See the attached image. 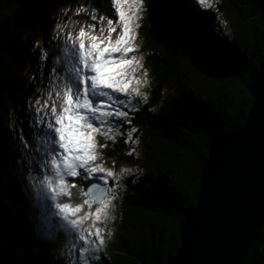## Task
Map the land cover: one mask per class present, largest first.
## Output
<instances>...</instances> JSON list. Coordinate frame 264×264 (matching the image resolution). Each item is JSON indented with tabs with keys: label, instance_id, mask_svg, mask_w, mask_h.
Segmentation results:
<instances>
[{
	"label": "trees",
	"instance_id": "16d2710c",
	"mask_svg": "<svg viewBox=\"0 0 264 264\" xmlns=\"http://www.w3.org/2000/svg\"><path fill=\"white\" fill-rule=\"evenodd\" d=\"M72 1L6 0L3 7L9 12L0 19V264H68L67 252L58 255V249L69 251L81 239L64 218L54 226L50 218L38 219L51 207L44 199L48 196L33 193L34 204L28 206L22 203L20 185L25 171H37L42 163L34 151L33 114L23 108L26 99L36 100L34 88L40 93L28 75L48 73L55 58H49L46 31L54 11ZM153 2L139 22L153 79L145 89L146 100L127 106L137 131L129 141L128 126L117 124L124 135L115 140L97 136L99 144L107 145L100 149L102 165L116 176L123 167L134 172L118 187L117 216L102 225L105 243L96 252L98 260L85 264H166L181 244L185 211L197 204L208 144L242 126L254 101L248 85L264 60V0L224 1L222 10L236 28L232 36L220 34L213 7L192 0ZM38 40L48 55L44 70L41 56L30 46ZM6 121L14 129L7 133L23 131L27 151L18 140L5 137ZM77 181L71 198L56 202L83 204L78 216H84L98 205L84 204L81 189L87 190V184ZM241 264H264V228Z\"/></svg>",
	"mask_w": 264,
	"mask_h": 264
},
{
	"label": "snow or ice",
	"instance_id": "6c2138e0",
	"mask_svg": "<svg viewBox=\"0 0 264 264\" xmlns=\"http://www.w3.org/2000/svg\"><path fill=\"white\" fill-rule=\"evenodd\" d=\"M133 2L135 12L131 13L126 9L128 0H108L109 5L114 6L122 28L115 40L112 39L111 33L117 29L111 19L107 21L109 26L107 37L90 34L83 27L77 36L68 34L67 40L74 49L73 55L78 57L77 62L73 65L72 75L64 81L62 90L56 93L59 103L55 100H46L43 105L44 108H50V112L44 113L50 117L46 125L49 132L46 135L52 145H58L62 150L56 154L55 147L50 149L52 153L50 164L54 170L55 180L45 177L47 187L53 194V200H58L61 197L71 198V189L77 187L76 179L87 184V190L81 189L83 196L87 197L84 204H98L94 214L88 212L76 218L83 204L57 202L55 206L67 220L68 228L78 231L82 241H87L89 235L93 237L95 249L84 247L80 250L79 256L84 257L92 251V258L97 260L95 252H99L105 243L101 229L97 228L89 233L81 229L80 225L87 218L93 219L94 222L109 218V209L114 207L113 202L116 199L111 182L119 179L111 169H106L97 162L100 149L107 147L98 143L97 136L103 135L115 140L117 134L124 135L116 125H127L130 129L127 135L131 141L132 134L137 129L132 124L126 100L120 99L116 94H124L126 98L131 96L146 98L137 86H132L135 79L133 73L140 62L135 56L131 59L126 56L134 52L133 42L136 38L134 30L140 27L139 20L147 0ZM197 3L199 6L210 7L206 0H197ZM115 53H120V56H114ZM45 59L46 53H41V60ZM139 83L141 82L136 81L137 85ZM34 111H41V107H36ZM39 122H43V118H40ZM15 135L22 146V151H27L30 144L23 131L19 130ZM126 171L128 170L121 169V172ZM70 180L73 182L69 183Z\"/></svg>",
	"mask_w": 264,
	"mask_h": 264
},
{
	"label": "water",
	"instance_id": "95a60500",
	"mask_svg": "<svg viewBox=\"0 0 264 264\" xmlns=\"http://www.w3.org/2000/svg\"><path fill=\"white\" fill-rule=\"evenodd\" d=\"M248 88L244 124L208 144L197 204L185 211L166 264H241L264 228V60Z\"/></svg>",
	"mask_w": 264,
	"mask_h": 264
},
{
	"label": "rangeland",
	"instance_id": "374dc122",
	"mask_svg": "<svg viewBox=\"0 0 264 264\" xmlns=\"http://www.w3.org/2000/svg\"><path fill=\"white\" fill-rule=\"evenodd\" d=\"M197 3V0H192ZM225 0H206V3L210 5V7L214 8V11L216 13L217 17V24L220 29V34H226L228 36H232L235 34L236 28L233 27V21L232 19L222 10V5ZM6 0H0V19L6 17V13L9 11L5 10L4 4ZM153 0H147L146 7H149L153 5ZM210 7H205L210 8ZM126 9L129 10V12L134 13L135 12V5L133 0H128V4L126 5ZM83 10V11H82ZM145 14V13H144ZM143 13L141 18L143 17ZM95 17V18H94ZM103 17V19H100ZM54 22L50 23V26L48 27V30L46 31L48 33V47H49V55L50 57L55 58V60H51V66H49V69H47L48 73H44V75L41 74L38 70V74L32 75L29 74L28 78L32 79L33 82H36L39 85L40 93H38L35 88L32 90V94L36 95V100L34 102H30L29 99H26L25 107L32 112V128H33V142L35 144V153L39 156V159L42 161V163L38 166L37 171H30L26 170L23 178L24 183H20L22 189H23V197L24 201L22 203H25L26 205L30 206L31 204H34L31 194H39L48 196V198H44L51 202V207H48L45 209V211H48L47 213L44 212L42 215H38V219H44L50 218L52 220V225L59 224L63 220V216L60 213V211L56 208V200H53L52 196L53 194L47 187V182L45 180V177H48L51 180H55V174L54 170L50 164V157L52 153L50 152V149L52 147L56 148V154H59L62 150L59 149L58 145H52L49 141L48 136L46 133L49 132L46 125L50 120V117H47L44 115V113L50 112V108H44V102L46 100H55L57 103H59V98L56 96V93L62 90L64 81L72 75V68L73 65L77 62L78 57L73 55L74 49L72 48L71 42L67 40L68 34H71L73 36H77L79 33V30L83 27L87 32L93 35L97 36H105L107 37L109 35L108 32V23L107 21L111 19L113 21V26L116 27V32L111 33V37L113 40L116 39V37L120 34L122 31V28L120 26L119 17L118 14L115 13L114 6H110L108 3V0H76L72 1L70 3H62L58 9L54 11ZM140 22V20H139ZM50 29V30H49ZM136 38L133 42V48L134 52L126 54L127 58L131 59L133 56H135V59L140 62L139 66L135 68V72L133 73L135 79L133 81L132 86H137L141 93L144 94V97L147 96L146 94V87L149 86L151 83L153 77L151 74V68L147 64L146 56L143 54L142 50V39L140 37L139 28L135 29ZM219 35V34H218ZM220 36V35H219ZM35 42V43H34ZM30 44L32 48H35V51L38 52V55L41 56L42 50H41V44L42 40L34 41ZM37 45V46H36ZM61 49L57 50L56 49ZM47 51V52H48ZM47 55V54H46ZM59 56H63L61 60H59ZM114 56L119 57L120 53H115ZM48 57V55H47ZM62 61V62H61ZM40 68L44 70V61L41 60L39 62ZM59 66L63 68V70L58 71ZM54 69V71H53ZM63 71V72H62ZM146 73V74H145ZM136 81H140L138 85L136 84ZM144 81H147V83H144ZM110 91V90H109ZM172 88H169L167 95L172 96L173 95ZM120 99H125L127 106H133L137 102L145 101V99H142L140 97L131 96V97H125L124 94L117 93L116 94ZM130 101V103H128ZM95 103V102H94ZM41 107V111L37 112L34 111L36 107ZM18 110H21V107L17 105ZM30 117V116H29ZM43 118V122H39V119ZM54 122V121H53ZM10 122L6 121L2 123V129L4 130L5 137L9 138L11 141H17L16 136L11 133H7V129L14 130L10 127ZM18 132V131H17ZM58 139V137H56ZM100 157L98 159V163L102 165L100 162ZM47 165V166H46ZM105 167L104 165H102ZM106 168V167H105ZM107 169V168H106ZM122 169H126L128 171L126 172H118L117 176L119 177L118 180H116V183L114 182L113 190L116 194V199L118 197V187L122 186L125 182V178L131 174H133L134 170L129 167H123ZM73 181H69V183H72ZM75 183L77 184V179L75 180ZM80 188L81 185H80ZM79 188V189H80ZM29 191V193H28ZM31 198V199H30ZM113 202L114 207H111L109 209V218L107 220H101V221H92L90 223H87L85 225L84 223H81L80 228L92 233L97 228L102 230V225H107L108 221L113 217L117 216L118 211V204L117 201ZM92 205V204H91ZM98 205V204H96ZM99 206V205H98ZM96 206V207H98ZM95 207V208H96ZM95 208L93 214L95 213ZM77 218V217H76ZM79 218V216H78ZM47 221V220H46ZM43 225V224H42ZM78 247L70 248L69 251L65 249L64 247H60L58 249V255H63L67 252L66 256H68V264H85L86 262H89L90 259L93 257L92 251H90L86 256L81 257L79 256V252L82 248L87 247L90 250H94L96 245L93 243V237L89 235L87 237V241H82L81 239L78 240ZM76 241V242H77ZM56 255V253H55ZM65 256V255H64ZM96 256V252H95ZM52 259V258H51ZM90 263V262H89Z\"/></svg>",
	"mask_w": 264,
	"mask_h": 264
},
{
	"label": "bare ground",
	"instance_id": "6f19581e",
	"mask_svg": "<svg viewBox=\"0 0 264 264\" xmlns=\"http://www.w3.org/2000/svg\"><path fill=\"white\" fill-rule=\"evenodd\" d=\"M8 1V0H7ZM5 26V25H4ZM8 217V216H7ZM133 225V224H132ZM117 242V241H116ZM116 256V255H115Z\"/></svg>",
	"mask_w": 264,
	"mask_h": 264
}]
</instances>
